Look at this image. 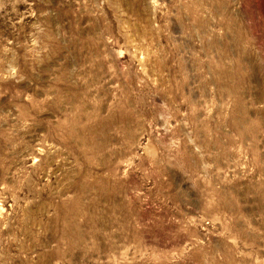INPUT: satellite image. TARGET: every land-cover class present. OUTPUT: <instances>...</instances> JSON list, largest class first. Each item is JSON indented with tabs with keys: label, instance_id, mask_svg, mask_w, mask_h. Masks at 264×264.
Returning a JSON list of instances; mask_svg holds the SVG:
<instances>
[{
	"label": "rangeland",
	"instance_id": "1",
	"mask_svg": "<svg viewBox=\"0 0 264 264\" xmlns=\"http://www.w3.org/2000/svg\"><path fill=\"white\" fill-rule=\"evenodd\" d=\"M0 264H264V0H0Z\"/></svg>",
	"mask_w": 264,
	"mask_h": 264
}]
</instances>
